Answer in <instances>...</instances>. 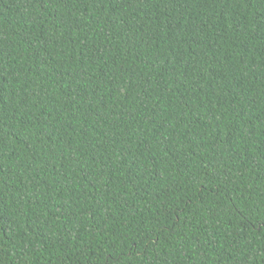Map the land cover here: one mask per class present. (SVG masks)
Segmentation results:
<instances>
[{"label": "trees", "instance_id": "16d2710c", "mask_svg": "<svg viewBox=\"0 0 264 264\" xmlns=\"http://www.w3.org/2000/svg\"><path fill=\"white\" fill-rule=\"evenodd\" d=\"M0 264H264V0H0Z\"/></svg>", "mask_w": 264, "mask_h": 264}]
</instances>
